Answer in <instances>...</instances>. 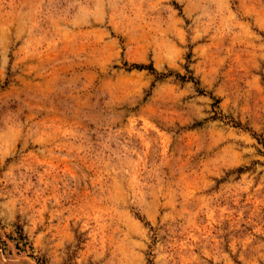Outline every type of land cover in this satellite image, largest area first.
<instances>
[{"label": "rangeland", "instance_id": "rangeland-1", "mask_svg": "<svg viewBox=\"0 0 264 264\" xmlns=\"http://www.w3.org/2000/svg\"><path fill=\"white\" fill-rule=\"evenodd\" d=\"M0 264H264V0H0Z\"/></svg>", "mask_w": 264, "mask_h": 264}]
</instances>
